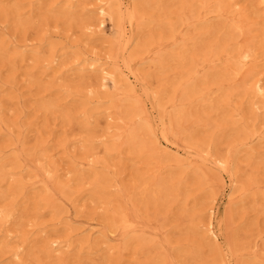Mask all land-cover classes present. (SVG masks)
<instances>
[{"label": "rangeland", "instance_id": "obj_1", "mask_svg": "<svg viewBox=\"0 0 264 264\" xmlns=\"http://www.w3.org/2000/svg\"><path fill=\"white\" fill-rule=\"evenodd\" d=\"M35 1L0 0V41H5V48L25 42L36 48L42 37H48L57 49L75 47V55L63 66L83 56H99L109 68L115 63L122 66L129 52L136 53L134 68L141 80L128 86L121 79L116 93L110 82L99 85L97 73L88 79L55 73L57 67L47 69L41 55L24 62L13 49L0 55V205L18 201L25 211L19 226L10 219L13 234L23 240L30 230L31 238H36L45 227L49 235L66 240L73 235L64 229L68 220L76 221L75 228L107 234L96 237L104 243L95 239L81 250L84 246L77 242L65 253H49L40 244L29 249L30 244L19 258L12 257L11 245H5L0 264H225L227 249L231 264H264V96L253 91L256 78L264 90L260 55L264 10L255 0H220L221 11L214 0H124L135 3L139 24L137 40L124 51L113 41L118 16L105 17L99 31L98 16L87 13L94 0H77L72 13L50 11L65 0H42L39 8L37 2L32 7ZM16 3L21 4L20 18ZM32 8L38 15L27 20ZM235 21L241 30L232 28ZM88 22L93 24L87 30ZM237 49L249 51V61L238 73L224 76ZM49 55L46 51L43 56L48 60ZM187 82L201 91L185 96ZM41 99L54 100L60 107L44 110ZM134 99L144 111L130 119ZM86 101L92 108L90 118L83 114ZM142 119L150 121L159 135L162 126L168 128L169 145L161 147L162 155L152 151L149 136H144L143 150L127 140L128 128ZM45 147L48 151L42 152ZM91 151L102 182L95 183L89 175L84 184L77 183L74 165ZM218 154L227 158L237 177L235 205L228 202L223 171L213 163ZM44 163L54 169L49 180L40 169ZM8 172L9 178L2 180ZM46 180L63 208L58 215L41 199ZM66 180H70L66 193H56V181ZM155 181L163 183L157 196L135 188ZM119 205H125L138 224L135 233L121 242L117 232H107ZM212 205L222 220L218 243L206 238L204 231Z\"/></svg>", "mask_w": 264, "mask_h": 264}, {"label": "bare ground", "instance_id": "obj_2", "mask_svg": "<svg viewBox=\"0 0 264 264\" xmlns=\"http://www.w3.org/2000/svg\"><path fill=\"white\" fill-rule=\"evenodd\" d=\"M95 5L94 8H91V10H88L87 13L95 14L98 16L95 26L96 28L102 29L105 22V17L113 18L115 15L118 16V23H117V29L114 32V42L120 47V49L124 51H128L129 48L132 46V44L137 40V30H139V24H138V17L136 15L135 10V3L124 1V0H94ZM217 3V7L219 11L222 10V4L220 3V0H214ZM37 2V3H36ZM42 0H36L33 5L36 3L38 4L37 8L40 7ZM77 0H65L62 5L55 4L54 6L50 7V11H60V12H67L72 13L75 11ZM79 3V2H78ZM255 3L259 9L264 10V0H255ZM17 5L14 6L15 12H17V17L20 18L21 14H19L20 10V3H16ZM234 5H236V2H233ZM116 6V7H115ZM88 9V8H86ZM34 13V8H32L29 12L27 20L34 19L38 14ZM21 23V20L19 21ZM18 22V23H19ZM93 23L88 22L85 23L84 27L88 30ZM232 28L235 30H241L242 26L238 23V21L232 22ZM92 33V30H90ZM27 39H24V42ZM6 45L5 41H0V55H4L8 49H13V55L15 57H20L22 61L26 62L27 60L34 61L36 57L42 56V61L46 62L44 66L49 69L52 67H57V73L58 71H62L64 73H67L68 76L80 74L81 76H85L86 79L89 78V74L97 73V78L99 80L100 86H106L107 82H110L112 84L113 91L117 93L122 87L121 79H125L126 85H136L140 82L141 77L140 73L137 72V70L134 68L136 61L134 60L136 53H128L127 58L123 61V65L119 66L117 63L114 64L113 68H109L107 66V62L103 61L101 57L94 56V57H88L83 56L81 58L75 59V63L70 64L68 66H63L65 61L69 60L72 55H75V52H72L75 47L73 46H62L60 48H56L57 45L53 42H50V38L48 37H42L41 43L35 48L30 47L26 42L22 45H13L11 47L10 45L8 48H5ZM50 49L46 50V47H49ZM57 49V50H56ZM260 55L263 60L264 65V31L263 36L260 41ZM46 51L49 52L50 58L48 60L45 59L43 55L46 54ZM60 51V52H59ZM59 52V53H58ZM251 56V53L245 49H237L232 56L233 62L232 66L229 67V69L225 70V75H231L238 73L243 66L248 63L249 58ZM11 59V58H10ZM11 60H14L12 58ZM232 69V72L228 73V71ZM63 73V74H64ZM88 73V74H86ZM233 74V75H234ZM119 75L121 78H119ZM32 76V75H31ZM1 87V86H0ZM201 91L195 85L193 82H187L185 84V90L184 95H196ZM253 91L256 95L264 96V90L262 87L261 79L256 78L253 81ZM122 94V93H121ZM254 94V95H255ZM252 98V97H251ZM89 103V101H86L84 103V108ZM256 102H252L254 105ZM133 108L130 111V119H132L133 116L141 114L144 110V105L139 104V101L137 99L133 100ZM157 104L159 102L157 101ZM262 105L264 106V101L262 102ZM40 107L44 110H52L54 108L60 107L59 104H56L54 100H40ZM100 106H97L96 108H99ZM91 107H86L83 114H87L88 118H90V110ZM8 111H11V107L9 106L7 108ZM176 114L180 113L179 108L175 111ZM109 116V115H108ZM107 116V117H108ZM88 120V119H87ZM90 121V119H89ZM90 123V122H89ZM170 127V126H169ZM128 132L126 133L127 140L129 143L134 145L135 147H138L139 149L143 150L145 147L144 143V136H149L151 141V149L153 152H156L157 155H162V146L167 147L169 145V139H168V128L162 126L160 130V135L156 133V130L153 126L150 125V121L147 119H142L138 124L129 127ZM252 133H248V136H250ZM261 139V138H259ZM93 147V144L91 145ZM170 149V148H169ZM175 152H178V148L175 147ZM93 150V149H92ZM42 152H47L48 149L42 148ZM186 152V153H185ZM184 153L193 155V153L189 150H186ZM199 152V151H198ZM94 151H91L89 154L85 155L83 157L82 161L76 162L74 165V170L78 172V176L76 178L77 183L84 184L88 178V176L94 177L95 183H101L103 176L100 172L95 171L96 170V164L98 161L96 159H91V155H93ZM198 154V153H197ZM47 157H50V155L45 154ZM187 157V156H186ZM198 157L201 158V155L199 154ZM192 160V157H189ZM187 157V159H189ZM201 161H205L204 158H201ZM213 163H215L222 171L221 175V181L222 183L228 184L226 186V191H228L227 199L228 202L232 205L237 204V200L239 196L236 195V193L239 191V187L237 185V177L234 175V173L231 170L230 167H228L227 158L223 157L222 155L218 154L214 159ZM191 164V162L189 163ZM188 164V165H189ZM42 173L46 176L47 180L54 177V169L49 166V164L44 163V165H41L40 167ZM52 172V174H51ZM69 171H66L63 173V175H67ZM90 173V174H87ZM11 173H6L5 176L1 177V179L7 180ZM47 180L44 183V190L46 191V194L42 200H44L45 206L53 207L55 209V214L58 215L62 212L63 208L60 204H57V200L53 198V193H51L49 185L47 183ZM70 180L66 181H56V185L53 186V190L56 192H60L61 194H65V187H70ZM35 184V182H32V185ZM163 186V183H159L158 181L153 183L152 185L143 182L139 185H136L135 188H139L140 193L149 192L152 196H157L160 194L161 188ZM52 188V187H51ZM56 192V193H57ZM37 198V197H36ZM36 205L41 207L40 202L36 201ZM20 207V208H19ZM24 207L20 206L18 204V201H13L7 204V206L2 207L0 205V230L3 231L2 236H0V249L5 247V245H11L12 246V257L19 258L20 253L22 252L23 248L30 246L29 249L37 246L40 244L44 250L48 251L49 253H65L67 251L72 250L79 242L84 247L81 248L85 249L88 248L89 245L95 241V239H98V242L104 243V239H100L97 237V235H100V237L106 238L107 234H104L103 232H95L92 228H75V220H68L65 225L64 229H68L70 233H73L72 236L67 238L66 240H60L58 238V235L56 233L54 235H49V232L45 230V227L40 228L35 235L36 238H31L32 234L34 232H31L28 234L30 230H27V233L24 234L25 238L23 240L17 239V234H13V231H15V228L10 227L9 221L11 218H14L16 220V224L19 226L21 224L20 219L23 217V211ZM22 211V213L17 214V212ZM208 214V221L205 225L204 231L206 233V238L210 239V241H213L214 243H218L222 240V220L218 219L216 217V207L215 205L210 206L207 209ZM42 215V213H41ZM136 216L129 213V210H127L125 205H119L115 209H113V213L110 219V226L108 227V233L112 234L114 232H117L121 240L125 241L128 237L132 236L137 228V222H135ZM29 223V220L25 221V224L27 225ZM24 224V223H23ZM87 232V234L84 236V238L79 239H72V237H77L79 235H82L83 233ZM2 237V238H1ZM19 238V237H18ZM116 239V238H115ZM231 249L224 253V261L225 264H231Z\"/></svg>", "mask_w": 264, "mask_h": 264}]
</instances>
